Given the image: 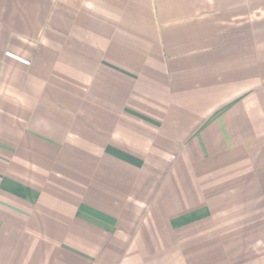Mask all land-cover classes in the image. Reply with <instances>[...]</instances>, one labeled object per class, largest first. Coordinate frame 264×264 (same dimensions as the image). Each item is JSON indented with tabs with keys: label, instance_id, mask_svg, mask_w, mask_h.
<instances>
[{
	"label": "crops",
	"instance_id": "0c3cea01",
	"mask_svg": "<svg viewBox=\"0 0 264 264\" xmlns=\"http://www.w3.org/2000/svg\"><path fill=\"white\" fill-rule=\"evenodd\" d=\"M0 264H264V0H0Z\"/></svg>",
	"mask_w": 264,
	"mask_h": 264
}]
</instances>
